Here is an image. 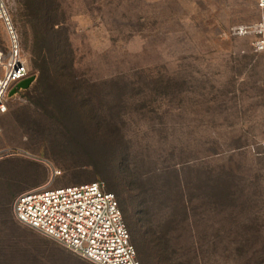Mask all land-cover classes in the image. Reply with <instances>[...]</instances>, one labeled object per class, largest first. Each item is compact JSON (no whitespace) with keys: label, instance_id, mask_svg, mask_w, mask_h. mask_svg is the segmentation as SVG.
Returning a JSON list of instances; mask_svg holds the SVG:
<instances>
[{"label":"rangeland","instance_id":"374dc122","mask_svg":"<svg viewBox=\"0 0 264 264\" xmlns=\"http://www.w3.org/2000/svg\"><path fill=\"white\" fill-rule=\"evenodd\" d=\"M14 3L37 79L1 120L0 264H94L14 217L52 168L53 187L100 179L128 203L130 183L143 186L163 256L136 248L141 264H264V51L227 35L258 21L257 0H48L73 108L39 85L31 15Z\"/></svg>","mask_w":264,"mask_h":264},{"label":"built area","instance_id":"2783aa9c","mask_svg":"<svg viewBox=\"0 0 264 264\" xmlns=\"http://www.w3.org/2000/svg\"><path fill=\"white\" fill-rule=\"evenodd\" d=\"M15 0H0V22L7 40L0 41V133L1 120L10 100L31 77L22 40L13 19ZM258 21L233 25L230 37H252L256 52L264 51V0H257ZM19 88V89H18ZM264 150V138L260 140ZM62 172L52 168L46 185L19 194L13 204L21 224L49 237L73 253L96 264H141L132 243L117 196L104 180L53 187Z\"/></svg>","mask_w":264,"mask_h":264},{"label":"trees","instance_id":"16d2710c","mask_svg":"<svg viewBox=\"0 0 264 264\" xmlns=\"http://www.w3.org/2000/svg\"><path fill=\"white\" fill-rule=\"evenodd\" d=\"M23 3L25 7L29 9L31 15L32 29L34 34V66L36 71L40 72L37 81L39 82V85L43 84L46 86L44 92L50 93L52 90H54V93H56L58 96H64L65 98L70 99L72 105L70 108H73L75 105L73 96L77 95V87L75 85L76 83L74 82L75 76L71 75V68L73 67L72 63H66L67 54L65 50V45H68V39L67 37L64 39L60 37V31L55 28L56 24L52 22V17L50 16V13L52 11V4H49L48 0H23ZM31 76L34 77V80L37 79L36 73ZM69 84L74 85H72V89L65 91L63 87ZM38 185L34 186V188ZM129 186V190L131 193L130 203L126 201V199L122 196L121 191L118 190L116 186L111 185L110 189L107 184L108 190L113 192L119 200L120 207L123 211L124 219L131 234L132 243L137 248L138 255H142V249L145 248L147 251L150 252H147L149 254V261H151V259L152 261L155 260V256L156 258L159 256V258H162L163 251L161 243L159 241L160 237L157 236V234L155 233V224L152 217V213L150 212L152 202L148 197H146V192L143 186L139 185L134 180L130 183ZM229 195L230 194L228 191L226 195L222 196L220 202H224L225 199L228 202H231L233 198L231 199L232 196L230 197ZM173 215H171V217L168 219V224L178 225L179 220H175ZM16 221L18 222L17 219ZM59 245L68 252L77 255L69 249L63 247L61 244ZM148 260L146 261V264L148 263ZM89 262L94 263L92 261Z\"/></svg>","mask_w":264,"mask_h":264},{"label":"water","instance_id":"95a60500","mask_svg":"<svg viewBox=\"0 0 264 264\" xmlns=\"http://www.w3.org/2000/svg\"><path fill=\"white\" fill-rule=\"evenodd\" d=\"M33 80H34V77L31 76V77L27 78L26 80L20 82L19 86H20L21 88H23V87H27V86H29V84H31V82H32Z\"/></svg>","mask_w":264,"mask_h":264},{"label":"crops","instance_id":"0c3cea01","mask_svg":"<svg viewBox=\"0 0 264 264\" xmlns=\"http://www.w3.org/2000/svg\"><path fill=\"white\" fill-rule=\"evenodd\" d=\"M43 183H41V184H39L37 187H35V188H39V187H41V186H44V185H46L47 183H45L44 185H42Z\"/></svg>","mask_w":264,"mask_h":264}]
</instances>
